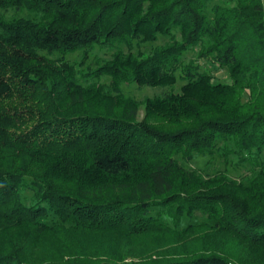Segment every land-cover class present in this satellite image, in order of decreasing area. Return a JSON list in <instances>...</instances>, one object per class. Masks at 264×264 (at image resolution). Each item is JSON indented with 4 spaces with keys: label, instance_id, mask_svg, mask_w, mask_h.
Here are the masks:
<instances>
[{
    "label": "trees",
    "instance_id": "1",
    "mask_svg": "<svg viewBox=\"0 0 264 264\" xmlns=\"http://www.w3.org/2000/svg\"><path fill=\"white\" fill-rule=\"evenodd\" d=\"M0 10V264H264V0Z\"/></svg>",
    "mask_w": 264,
    "mask_h": 264
},
{
    "label": "rangeland",
    "instance_id": "2",
    "mask_svg": "<svg viewBox=\"0 0 264 264\" xmlns=\"http://www.w3.org/2000/svg\"><path fill=\"white\" fill-rule=\"evenodd\" d=\"M14 15H25V12H18L16 14L15 11L13 10H0V16H2L3 18H10V17H13ZM123 50H127V48L125 46L122 47ZM139 48L141 50H148V46H139ZM132 50H136V47L133 46ZM110 53H111V50L110 51H106V50H101V51H97V50H94L90 56L83 61L82 65H78L79 68L81 69V71L83 72H87V71H92L96 68L97 64L99 62H101V60L103 59H106L108 57H110ZM54 58L56 57L53 56ZM66 59L70 62H75V64H78L79 62L82 61V56L80 53H73V54H70L66 57ZM98 60H100L98 62ZM219 76L221 77V79H224V76L225 74L223 73V71H219ZM103 82H108V80L105 78L102 80ZM122 90L123 92L126 94V95H130L134 98H136L137 100H142L144 99L145 97H152V96H155V95H160V93H162V88H159V87H147V86H144V87H138L136 86L135 84H130V85H123L122 86ZM142 116V110L140 109L139 110V113H138V117L141 118ZM197 165V164H196ZM198 166V165H197ZM193 167V166H192ZM211 169L209 167H205L204 168V173H207V172H210ZM148 241V240H147ZM150 242H147V244H149Z\"/></svg>",
    "mask_w": 264,
    "mask_h": 264
}]
</instances>
